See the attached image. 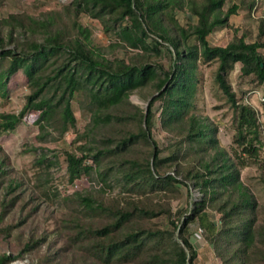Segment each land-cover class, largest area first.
<instances>
[{
	"label": "trees",
	"instance_id": "trees-1",
	"mask_svg": "<svg viewBox=\"0 0 264 264\" xmlns=\"http://www.w3.org/2000/svg\"><path fill=\"white\" fill-rule=\"evenodd\" d=\"M6 3L0 0V8ZM255 4L71 0L39 15L0 18V97L7 99L16 71L30 91L18 114H0V134L14 132L32 114L40 139L63 140L73 131V149L65 153L68 182L95 173L127 195H70L61 202L64 210L50 238L33 231L28 238L23 232L15 235L19 226L9 223V216L30 203L24 191L18 193L21 184L12 178L7 157H0V240L14 238L17 246L0 251V264L27 259L31 264H196L193 224L221 264H264V204L242 179L244 169L264 168L263 124L229 79L241 64L242 77L264 86V18L255 42L238 30L225 47L209 42L217 29L232 27L231 18L242 8L252 11ZM84 16L98 21L112 38L109 51L95 44ZM212 64L217 65L214 84L234 111L231 150L221 143L218 123L198 105L204 88L201 66ZM133 95L149 100L146 111L131 101ZM74 102L90 114L83 132ZM156 130L165 146L155 140ZM54 164L46 155L36 159L47 176ZM183 186L190 200V187L200 197L191 209L175 211L173 202L182 199ZM42 195L50 199L49 193Z\"/></svg>",
	"mask_w": 264,
	"mask_h": 264
},
{
	"label": "rangeland",
	"instance_id": "rangeland-1",
	"mask_svg": "<svg viewBox=\"0 0 264 264\" xmlns=\"http://www.w3.org/2000/svg\"><path fill=\"white\" fill-rule=\"evenodd\" d=\"M234 1L236 4H240L242 2L249 3L250 0ZM70 2L71 0H7L6 5L0 8V18L11 13L21 12L39 15L47 10L60 9L63 4ZM230 5L231 3H228L226 8ZM178 17L182 22L186 21L183 14H179ZM263 18L264 0H256L255 8L252 11L245 7L239 11L237 16L231 18V28L217 29L212 33L209 37L210 45L215 47L227 46L233 40L236 30H238L239 36L243 33L249 35L247 42H255L259 33L260 21ZM82 21L93 30L95 44L104 48L105 51H109L107 48L112 38L102 32L100 23L89 19L87 16H84ZM216 68L217 65L213 64L201 66L204 74V88L198 105L203 115L218 123L221 143L228 150H231L234 136V111L214 84ZM240 68L241 64H237L235 70L229 76L230 83L238 98L258 112L259 119L263 124L262 139L264 142V103L260 101L258 94L264 95V86L255 84L252 77H242ZM26 82L21 72L16 71L14 73L9 82L7 99L4 100L0 97V114H18L23 109L26 98L30 93ZM131 101L144 111L147 110L149 105V100H142L138 95H133ZM73 107L78 121V128L83 132L90 122V114L80 106V103L74 102ZM156 110L157 107L155 108ZM34 116L33 114L28 115L14 132L0 134V157L2 159L7 157L9 169L12 170V178L16 180V183L21 184V190L18 193L24 191L27 197L26 201L30 203L24 209V204L14 208L8 222L19 226V229L14 232L15 235L23 232L25 233L23 236L28 238V235L33 231L39 236L50 238V233L55 228V218L60 215L61 210H64L61 207V202L66 197L76 193L101 192L109 199H117L127 195L113 181L104 184L95 173L70 184L68 182L65 153L73 149L72 143L76 139V133L70 131L66 134L65 139L57 141L53 140V135L40 139L39 128L34 124ZM156 121L158 122V117ZM54 136H57V134L54 133ZM154 137L161 147L166 145L164 137L159 135L157 130L154 132ZM44 155L55 163L50 168L49 176L42 173L36 166V159ZM242 179L245 185L255 194L259 203L264 204V183L262 182L264 180V168L258 166L248 167L242 171ZM182 189V199L173 202L175 211L191 209V203L198 196L197 191L190 187L192 192V200H190V196H187L188 188L183 186ZM44 193H49V200L43 197L42 194ZM35 206L38 209L32 212L30 217H27ZM212 218H216L214 214H212ZM191 242L194 244L198 254L196 264H221L215 256L209 239L199 229L197 224L191 226ZM16 247L14 238L5 242L0 240V251L2 252H12ZM43 251H46V247L43 248ZM17 262L31 264L30 259Z\"/></svg>",
	"mask_w": 264,
	"mask_h": 264
},
{
	"label": "built area",
	"instance_id": "built-area-1",
	"mask_svg": "<svg viewBox=\"0 0 264 264\" xmlns=\"http://www.w3.org/2000/svg\"><path fill=\"white\" fill-rule=\"evenodd\" d=\"M259 94V99H260V101L262 102V103H264V95H262V94H260V93H258ZM197 194H198V196H196V199L197 198H199L200 197V193L197 191L196 192ZM202 231V230H201Z\"/></svg>",
	"mask_w": 264,
	"mask_h": 264
},
{
	"label": "bare ground",
	"instance_id": "bare-ground-1",
	"mask_svg": "<svg viewBox=\"0 0 264 264\" xmlns=\"http://www.w3.org/2000/svg\"><path fill=\"white\" fill-rule=\"evenodd\" d=\"M15 264H21V263H18V262H17V263H15Z\"/></svg>",
	"mask_w": 264,
	"mask_h": 264
}]
</instances>
